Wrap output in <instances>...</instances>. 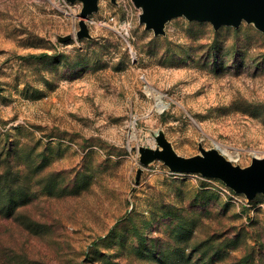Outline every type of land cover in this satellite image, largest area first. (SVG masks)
Returning <instances> with one entry per match:
<instances>
[{
	"label": "rangeland",
	"instance_id": "1",
	"mask_svg": "<svg viewBox=\"0 0 264 264\" xmlns=\"http://www.w3.org/2000/svg\"><path fill=\"white\" fill-rule=\"evenodd\" d=\"M83 8L0 0V264H264V193L165 158H264V32Z\"/></svg>",
	"mask_w": 264,
	"mask_h": 264
},
{
	"label": "water",
	"instance_id": "2",
	"mask_svg": "<svg viewBox=\"0 0 264 264\" xmlns=\"http://www.w3.org/2000/svg\"><path fill=\"white\" fill-rule=\"evenodd\" d=\"M73 1V0H72ZM86 16L97 7V0H81ZM143 4L144 20L156 30L163 28L164 21L176 15H185L191 20L210 21L217 28L221 25L238 26L243 20L252 22L264 32V0H135ZM165 158L181 171L202 172L212 177H222L238 191L253 197L264 193V158H256L247 169L233 165L218 152H205L204 156L186 160L175 154Z\"/></svg>",
	"mask_w": 264,
	"mask_h": 264
},
{
	"label": "bare ground",
	"instance_id": "3",
	"mask_svg": "<svg viewBox=\"0 0 264 264\" xmlns=\"http://www.w3.org/2000/svg\"><path fill=\"white\" fill-rule=\"evenodd\" d=\"M253 23H256V19L253 21ZM153 95L156 98L157 106H158L160 111H163L165 108H167V104H165V102L162 100V96L161 95H157L156 92H153Z\"/></svg>",
	"mask_w": 264,
	"mask_h": 264
}]
</instances>
